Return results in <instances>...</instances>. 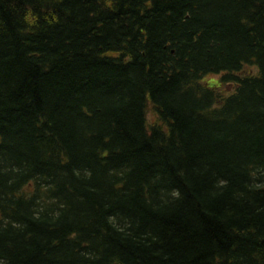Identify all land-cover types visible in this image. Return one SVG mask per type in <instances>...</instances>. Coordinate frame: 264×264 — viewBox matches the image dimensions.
<instances>
[{
  "label": "trees",
  "instance_id": "obj_1",
  "mask_svg": "<svg viewBox=\"0 0 264 264\" xmlns=\"http://www.w3.org/2000/svg\"><path fill=\"white\" fill-rule=\"evenodd\" d=\"M0 264H264V0H0Z\"/></svg>",
  "mask_w": 264,
  "mask_h": 264
},
{
  "label": "rangeland",
  "instance_id": "obj_2",
  "mask_svg": "<svg viewBox=\"0 0 264 264\" xmlns=\"http://www.w3.org/2000/svg\"><path fill=\"white\" fill-rule=\"evenodd\" d=\"M204 82L214 83L215 85L220 86V88H222L221 90H222L223 94L230 92L232 89V87L230 85H222L221 86L219 83V75H217V74H213L212 76L207 77L206 79H204ZM151 117H152L151 114L148 113L147 119L149 120Z\"/></svg>",
  "mask_w": 264,
  "mask_h": 264
}]
</instances>
